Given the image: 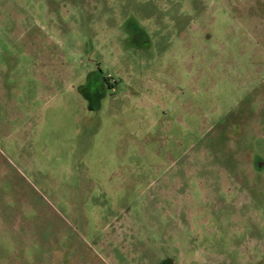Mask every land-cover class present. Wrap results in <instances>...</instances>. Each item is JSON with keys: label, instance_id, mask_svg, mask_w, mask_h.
I'll list each match as a JSON object with an SVG mask.
<instances>
[{"label": "rangeland", "instance_id": "374dc122", "mask_svg": "<svg viewBox=\"0 0 264 264\" xmlns=\"http://www.w3.org/2000/svg\"><path fill=\"white\" fill-rule=\"evenodd\" d=\"M0 264H264V0H0Z\"/></svg>", "mask_w": 264, "mask_h": 264}]
</instances>
